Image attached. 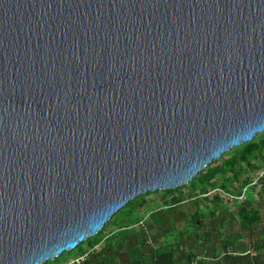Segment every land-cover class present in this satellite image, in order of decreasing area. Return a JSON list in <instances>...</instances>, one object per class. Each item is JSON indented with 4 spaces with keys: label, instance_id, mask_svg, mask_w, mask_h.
<instances>
[{
    "label": "water",
    "instance_id": "water-1",
    "mask_svg": "<svg viewBox=\"0 0 264 264\" xmlns=\"http://www.w3.org/2000/svg\"><path fill=\"white\" fill-rule=\"evenodd\" d=\"M264 132V0H0V264H43Z\"/></svg>",
    "mask_w": 264,
    "mask_h": 264
},
{
    "label": "rangeland",
    "instance_id": "rangeland-1",
    "mask_svg": "<svg viewBox=\"0 0 264 264\" xmlns=\"http://www.w3.org/2000/svg\"><path fill=\"white\" fill-rule=\"evenodd\" d=\"M208 168L218 169L211 180L198 174L141 194L97 234L43 264H264V132Z\"/></svg>",
    "mask_w": 264,
    "mask_h": 264
},
{
    "label": "trees",
    "instance_id": "trees-1",
    "mask_svg": "<svg viewBox=\"0 0 264 264\" xmlns=\"http://www.w3.org/2000/svg\"><path fill=\"white\" fill-rule=\"evenodd\" d=\"M207 171L204 173L205 169H203L201 171V173H199V177L201 178V180H211L215 174L217 173L218 169H212V168H208L206 169ZM255 215L257 214V211H254ZM252 213H250L249 211H247L246 208H242V212H241V216L242 219L251 222L253 220V217L251 216ZM254 215V214H253Z\"/></svg>",
    "mask_w": 264,
    "mask_h": 264
}]
</instances>
